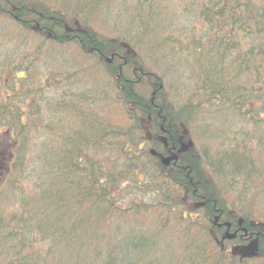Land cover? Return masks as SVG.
Returning a JSON list of instances; mask_svg holds the SVG:
<instances>
[{"label":"trees","instance_id":"obj_1","mask_svg":"<svg viewBox=\"0 0 264 264\" xmlns=\"http://www.w3.org/2000/svg\"><path fill=\"white\" fill-rule=\"evenodd\" d=\"M0 135V264H264V0H0Z\"/></svg>","mask_w":264,"mask_h":264},{"label":"rangeland","instance_id":"obj_2","mask_svg":"<svg viewBox=\"0 0 264 264\" xmlns=\"http://www.w3.org/2000/svg\"><path fill=\"white\" fill-rule=\"evenodd\" d=\"M93 25H94V27H97L99 25V23L96 22ZM104 25H106V24H104ZM106 26H108V25H106ZM101 28H107V27H101ZM8 49L10 51L13 50V45H12V47H10ZM58 56L56 57V59L61 60V58H60L61 57V52L58 53ZM67 57L68 56H66V59H67ZM146 60H148V59H146ZM55 62H57V60H55ZM50 63H52V62H50ZM69 65H70V63H69ZM38 67L41 68L42 67V64L40 63L38 65ZM105 110H108L106 116H107V120L110 122V124L116 125L118 127H125L126 126V124H127V117L124 115V113L121 112V110L119 108H116L115 109L116 111L114 110L115 112L110 107H106L104 109V111ZM0 137L2 138L1 139V142H3V137L1 135H0ZM0 150H1L0 153H2L3 152V147ZM1 170H2V168L0 167V172H1ZM3 192H4V194H3ZM3 192H1V195H0V214L1 215L8 216V215H10V212H11L10 208L8 209V205H9V203L11 201H13V197L14 196H13L12 193H10V194H7L6 193L5 194V191L4 190H3Z\"/></svg>","mask_w":264,"mask_h":264},{"label":"water","instance_id":"obj_3","mask_svg":"<svg viewBox=\"0 0 264 264\" xmlns=\"http://www.w3.org/2000/svg\"><path fill=\"white\" fill-rule=\"evenodd\" d=\"M229 240H231V239H234L235 238V235H229L228 237H227Z\"/></svg>","mask_w":264,"mask_h":264}]
</instances>
